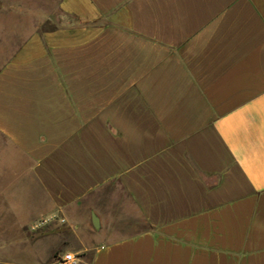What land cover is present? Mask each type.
<instances>
[{"label": "crops", "instance_id": "1", "mask_svg": "<svg viewBox=\"0 0 264 264\" xmlns=\"http://www.w3.org/2000/svg\"><path fill=\"white\" fill-rule=\"evenodd\" d=\"M43 5L0 0V209L77 264H264V0Z\"/></svg>", "mask_w": 264, "mask_h": 264}, {"label": "rangeland", "instance_id": "2", "mask_svg": "<svg viewBox=\"0 0 264 264\" xmlns=\"http://www.w3.org/2000/svg\"><path fill=\"white\" fill-rule=\"evenodd\" d=\"M44 12L46 16L45 29H53L63 22H74L73 19H66L57 11V0H44ZM13 20L1 22L4 28H10ZM8 47L1 46L0 61L8 53ZM6 176L0 177V187L6 184ZM11 211L0 209V264H60L58 258L67 253L68 250L82 243V240L89 243L87 234L80 232V237H72L69 224L55 219L37 230H32L31 226L39 219L47 218L51 215H42L35 218L26 219L23 225H17V219L8 215ZM22 237L29 240L20 244L15 238ZM12 239V241H10ZM39 239L41 242L34 243ZM32 241V242H31ZM33 243V244H32ZM51 248V250H50ZM77 254V264L81 259Z\"/></svg>", "mask_w": 264, "mask_h": 264}, {"label": "built area", "instance_id": "3", "mask_svg": "<svg viewBox=\"0 0 264 264\" xmlns=\"http://www.w3.org/2000/svg\"><path fill=\"white\" fill-rule=\"evenodd\" d=\"M55 219H59L60 222H65L64 218L59 217L58 215H51L48 216L47 218H43V219L41 218L38 221H36L31 226V229L37 230ZM76 260H77V255L71 252L64 253L58 258L60 264H74Z\"/></svg>", "mask_w": 264, "mask_h": 264}]
</instances>
